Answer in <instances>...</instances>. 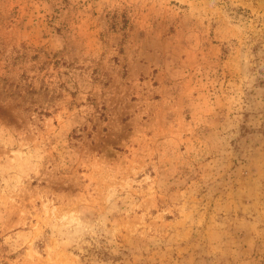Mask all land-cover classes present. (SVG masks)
<instances>
[{"label": "rangeland", "instance_id": "obj_1", "mask_svg": "<svg viewBox=\"0 0 264 264\" xmlns=\"http://www.w3.org/2000/svg\"><path fill=\"white\" fill-rule=\"evenodd\" d=\"M0 264H264V0H0Z\"/></svg>", "mask_w": 264, "mask_h": 264}]
</instances>
